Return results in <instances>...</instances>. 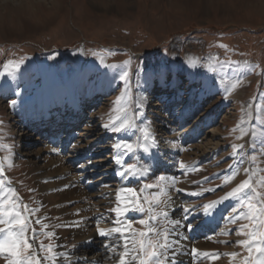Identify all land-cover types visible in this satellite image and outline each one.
Segmentation results:
<instances>
[{
	"label": "rangeland",
	"instance_id": "rangeland-1",
	"mask_svg": "<svg viewBox=\"0 0 264 264\" xmlns=\"http://www.w3.org/2000/svg\"><path fill=\"white\" fill-rule=\"evenodd\" d=\"M10 60L25 63L6 71ZM249 105L255 120L247 115ZM141 107L135 122L138 128L150 122L158 147L121 158L155 173L122 178L113 145L135 141L140 132L113 133L103 125ZM262 117L264 0H0V158L11 181L0 194L13 186L22 203L40 209L35 216L55 232L47 238L34 225L42 258L47 253L39 241L61 245L71 257L85 243L62 210V175L81 181L93 201L107 197L109 206L114 197L106 193L113 189L139 190L164 175L171 197L182 198L176 208L193 209L190 223L204 230L197 235L203 246L190 236L193 249L240 253L215 261L192 254L191 264H240L248 253L236 241L247 237L237 231L249 221L236 218L237 199L220 201L210 215L198 206L220 200L246 179L244 168L261 170L256 180L264 177L259 140L252 151L250 137L237 139L240 127H250L249 120L262 125ZM242 143L234 156L231 145ZM168 156L173 164L163 167ZM234 171L239 174L226 184ZM155 191L141 195L151 199ZM192 192L201 194L188 198ZM79 194L70 195L69 208L80 205ZM128 215L134 228H144L139 220L145 215Z\"/></svg>",
	"mask_w": 264,
	"mask_h": 264
},
{
	"label": "snow or ice",
	"instance_id": "snow-or-ice-1",
	"mask_svg": "<svg viewBox=\"0 0 264 264\" xmlns=\"http://www.w3.org/2000/svg\"><path fill=\"white\" fill-rule=\"evenodd\" d=\"M221 47L227 46L222 44ZM93 55H96V53H93ZM100 59L101 63H104L103 57ZM24 63V60H10L5 66V70H19ZM105 66L113 67V65ZM121 79L127 81L128 73L125 72ZM12 103L15 105L16 101H12ZM251 107L249 105L247 115L255 120L256 117L250 111ZM137 115H143L142 107L138 112H133L131 117H116L110 123L103 125L106 130L113 133L133 131V134H135L136 131L140 132V137L135 141H120L113 145L114 149L117 150V154L113 159L116 164L121 166L122 170L118 172V175L122 178L126 176H144L150 171L149 168L136 164L125 165L121 158L123 154H131L137 151L150 153L153 148L158 147L154 135L149 130L150 122L144 128H138L135 122ZM262 121H264V117H262ZM243 123L245 121H242ZM247 123L250 127H240V135L237 139L250 137L251 143L247 146L252 151H256L257 140L264 148V123L259 126L252 123L251 120ZM231 147L235 156L243 151L246 145L243 143L232 144ZM256 161L257 156L252 155L250 163L255 165ZM181 167H184L183 163H181ZM229 167L233 166L230 165ZM259 171L261 170L254 167L244 168L243 172L247 175L246 179L227 192L220 200L210 201L198 206L202 209L204 215H210L220 201L229 198L237 199L241 208L236 210V218L249 221V223L241 225L237 231V235L247 237V239L236 241L248 253L240 261V264H264V192L260 191V188H264V177L258 180L255 179ZM238 174L239 171H234L225 179V183L231 182ZM158 180L161 183L146 184L139 190L126 186L119 188L115 194L116 205L108 210L116 215L114 226L102 228L97 224V235L108 241L103 245L105 248L117 253V264H180L178 257L183 249L178 234L174 237L173 233L182 227L189 230L194 228L190 222H187L193 209L182 206V216L179 219H170V212L167 209L173 206V199L169 194L168 184L164 183L165 176L160 175ZM6 182L11 183L10 180H6L4 165L0 162V190L4 188ZM174 182L175 180L171 183ZM151 189H156L154 194L150 192L151 199L148 196L141 195L145 190ZM175 190L180 191L179 189ZM200 194L194 193V195ZM145 204H147V207H145ZM39 211V208H30L27 204L22 203V197H19L15 189H10L9 193L0 194V256L6 258V264H42V260H47L50 264H57L61 260L66 261V264H73L71 255L55 251L59 248V245L44 244L43 241H39V249L47 253L43 258L34 248L33 242L36 241L37 236V228L34 225H41L39 231L47 238L55 236V232L49 230L50 225L44 223L40 217L35 216V213ZM129 212H137L146 216V218L139 220V224L143 225L144 228L136 229L133 227V221L126 218ZM121 218H124L123 222H121ZM162 221L163 223H161ZM113 237H117L121 242L118 243L117 240L112 239ZM192 254H195L198 258L202 257L212 261L219 259L221 255L233 259L240 255L237 252H200L195 248L192 249ZM84 264H89V261L85 260Z\"/></svg>",
	"mask_w": 264,
	"mask_h": 264
},
{
	"label": "bare ground",
	"instance_id": "bare-ground-1",
	"mask_svg": "<svg viewBox=\"0 0 264 264\" xmlns=\"http://www.w3.org/2000/svg\"><path fill=\"white\" fill-rule=\"evenodd\" d=\"M170 157L163 158L160 162L163 163L164 166L172 165L173 163L170 161ZM155 166H159V163L155 164ZM65 171V170H63ZM155 168H151L149 171V174H154ZM64 174V173H62ZM66 178L67 187L63 189L62 196L63 197V204L66 205L65 208H62L63 211H65L66 215H69L75 223L72 224L74 228H76V237L79 240L85 241L83 249L76 255V257H72L73 264H84L85 260L89 261V264H117V253L115 251H110L108 248H105L103 245L105 243H108L105 238L100 237L97 235V224H99V227L102 228H110L114 226V221H116V215L114 213L109 212L108 210L111 209L116 205V193L118 189H113L109 194L106 193L109 197H114L113 202L111 203L112 206L106 205L104 202H107V197L98 201H93L94 199L91 198L88 193L85 190H82L81 188V181L78 179L73 180L72 177H69L67 175H62V178ZM66 185V184H65ZM172 187V185H171ZM10 189H15L13 186L9 187L6 190V193H9ZM82 190V191H81ZM80 192V196L82 198L80 205H76L75 207L69 208L67 204L71 201V196H73V193ZM196 192H192V196L188 198H196L197 195H194ZM76 196V195H75ZM186 198V199H188ZM173 206L170 207V219L175 218L179 219L182 216L181 208H176L179 205H182V198H177L173 196ZM103 205H102V204ZM79 210V214L77 215V212ZM95 212L99 216L95 215ZM113 217V219H109L110 217ZM127 217L129 218V215L127 214ZM126 217V218H127ZM192 215L190 214L188 217L187 222H191ZM121 218V222H122ZM108 220H111L108 222ZM186 223V222H185ZM192 223V222H191ZM188 230V229H187ZM193 230V231H192ZM191 230L192 233H186V228H180L177 230V232L173 233V236H177L181 243V248L183 249L182 252H180V255L178 257L180 264H191L195 261V259L192 256V238L194 242H197L199 246H203L199 240L197 241L199 234H201L204 230L199 229L198 227H195ZM194 233V235H193ZM209 234V233H208ZM193 236L190 238V236ZM213 236V235H212ZM200 237V236H199ZM112 239L117 240L118 243L119 239L117 237H113ZM205 241V240H204ZM210 241V240H209ZM61 242V241H60ZM60 253H68V249H65L63 246L59 245V248L57 249ZM70 254V253H69ZM182 262V263H181ZM57 264H66V261H58Z\"/></svg>",
	"mask_w": 264,
	"mask_h": 264
}]
</instances>
